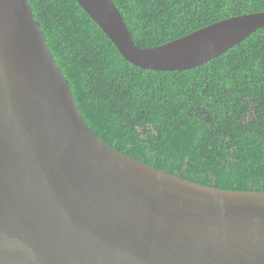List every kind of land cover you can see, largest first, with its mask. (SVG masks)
Instances as JSON below:
<instances>
[{
    "label": "water",
    "instance_id": "95a60500",
    "mask_svg": "<svg viewBox=\"0 0 264 264\" xmlns=\"http://www.w3.org/2000/svg\"><path fill=\"white\" fill-rule=\"evenodd\" d=\"M135 67L186 71L264 28V12L155 48L112 0H75ZM0 264H264V192L182 180L83 120L29 0H0Z\"/></svg>",
    "mask_w": 264,
    "mask_h": 264
},
{
    "label": "trees",
    "instance_id": "16d2710c",
    "mask_svg": "<svg viewBox=\"0 0 264 264\" xmlns=\"http://www.w3.org/2000/svg\"><path fill=\"white\" fill-rule=\"evenodd\" d=\"M133 41L155 48L264 0H112ZM89 128L116 151L182 180L264 192V28L205 65L127 62L75 0H29Z\"/></svg>",
    "mask_w": 264,
    "mask_h": 264
}]
</instances>
